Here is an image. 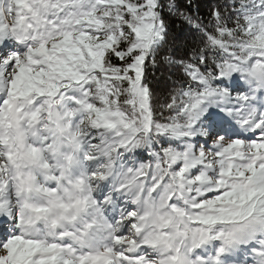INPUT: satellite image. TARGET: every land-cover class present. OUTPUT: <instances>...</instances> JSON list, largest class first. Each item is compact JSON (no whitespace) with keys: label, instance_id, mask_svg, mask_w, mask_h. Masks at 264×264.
Segmentation results:
<instances>
[{"label":"snow or ice","instance_id":"1","mask_svg":"<svg viewBox=\"0 0 264 264\" xmlns=\"http://www.w3.org/2000/svg\"><path fill=\"white\" fill-rule=\"evenodd\" d=\"M164 7L0 0V264H264V0L169 3L199 40L157 108Z\"/></svg>","mask_w":264,"mask_h":264},{"label":"trees","instance_id":"2","mask_svg":"<svg viewBox=\"0 0 264 264\" xmlns=\"http://www.w3.org/2000/svg\"><path fill=\"white\" fill-rule=\"evenodd\" d=\"M164 4L163 15L168 25L167 43L161 50L155 66H150L147 70V83L153 94L154 102L157 108L166 102L170 94L178 86L181 73L169 67L164 62V57L174 59H187L191 57L194 47L197 46L199 36L194 28L188 25L182 17L170 14L168 10L169 3L173 0H161ZM181 7L186 15L199 16L201 20L211 26V8L217 3H223V0H174ZM168 115L165 111V117ZM162 119V118H161ZM133 156L136 161H147L150 159L147 152L142 149L136 150Z\"/></svg>","mask_w":264,"mask_h":264}]
</instances>
